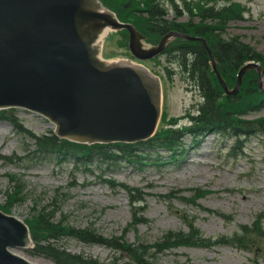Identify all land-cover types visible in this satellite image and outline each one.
<instances>
[{
    "label": "rangeland",
    "instance_id": "rangeland-1",
    "mask_svg": "<svg viewBox=\"0 0 264 264\" xmlns=\"http://www.w3.org/2000/svg\"><path fill=\"white\" fill-rule=\"evenodd\" d=\"M121 5L125 0H107ZM249 7L244 19L230 23L227 36L239 34L242 38L264 53V0H239ZM182 17L181 20H184ZM106 42V52L114 56H130L125 49L115 44L123 39L118 35ZM167 55L150 65L164 71ZM164 110L168 118L184 115L195 110L194 105L200 95L195 89H187L181 75H166ZM23 124L36 132L52 129L47 119L25 109H17ZM264 115V111L260 115ZM246 137L242 141L246 147L242 153L230 155L234 137L210 134L199 137L197 141L185 139V157L172 161V157L161 153V160L153 161L143 168L127 163L94 164L93 171H76L75 159L44 157L42 161L22 159L14 164L0 160V205H9L12 213L30 219L37 212L35 200L55 205L54 218L61 220L65 227L94 226L108 238L125 235L126 241L134 244L155 242L169 230L188 229L180 217L187 213L197 217V226L208 236L232 235L243 232L242 224H251L264 212V149L258 139ZM30 143L27 136L16 132L9 122H0V156H27L25 147ZM187 157V158H186ZM123 182L137 187L147 194L141 213L145 222L132 228L130 196L119 187L107 183ZM13 178L22 179V183ZM22 189L25 198L14 203L10 195ZM201 189L206 192L198 205L182 202L181 196H193L192 192ZM176 195L172 201L169 196ZM61 208H58L57 206ZM209 208L224 216L204 211ZM177 211H179L177 213ZM264 217V215H261ZM264 226V224H263ZM126 231V233L124 232ZM253 238L252 233H246ZM72 252L83 253L98 258L107 264H136V262L112 251L110 248L86 244L76 238L60 242ZM262 246L263 249H260ZM258 253H252L233 246L215 248L179 247L153 257L157 264H264V240L257 238L253 244ZM150 256H152L150 254ZM258 256L261 259H258ZM46 264H54L39 257Z\"/></svg>",
    "mask_w": 264,
    "mask_h": 264
},
{
    "label": "water",
    "instance_id": "water-1",
    "mask_svg": "<svg viewBox=\"0 0 264 264\" xmlns=\"http://www.w3.org/2000/svg\"><path fill=\"white\" fill-rule=\"evenodd\" d=\"M97 0H0V104L28 105L58 123V132L122 137L152 128L160 86L143 71L97 58L94 41L106 24L121 27ZM132 48L142 43L134 33ZM0 217V264L10 228Z\"/></svg>",
    "mask_w": 264,
    "mask_h": 264
},
{
    "label": "trees",
    "instance_id": "trees-1",
    "mask_svg": "<svg viewBox=\"0 0 264 264\" xmlns=\"http://www.w3.org/2000/svg\"><path fill=\"white\" fill-rule=\"evenodd\" d=\"M206 10H207L206 16H210V17H218L223 13H226L227 16H231L233 13L230 10V8H224L218 10L215 7H211ZM157 12L160 13V10H157ZM159 15L160 17L157 20L158 24L156 25L157 27L156 30L159 31L160 33H165L168 29L171 28V25H169V23L163 20L162 18L164 15H166L165 11H163ZM181 30L185 31V29L182 28ZM213 30L214 28L212 26L202 25L198 27L197 33L210 36L214 54L218 59L223 72L226 75H232L247 59L255 58L261 60L264 63V56L261 55L259 52L255 51L249 45L241 42L238 38H232L231 40H223L221 38L215 39L213 38L214 36ZM182 53L185 56L184 61L186 63L193 64L192 66L193 73L196 74L200 82L204 83L201 84L206 98V102L204 106V110L206 111V113L204 114V120L207 123H210L211 125H223L225 127L235 128L236 124L234 120L231 118L233 111L223 109V107L225 106L224 103H221V105L219 104V101L224 97L221 91L218 89V87L215 84H213V79L210 76L209 69L206 67L208 63V54L204 46L199 43L193 46L190 50L187 49L183 50ZM192 59H194L193 62ZM248 90L250 89H247V91ZM226 101L228 102V98L226 99ZM260 127H261V131H264V127L263 126ZM59 144L60 143L58 139L54 135L43 136L38 138V145L40 146L41 149L44 148L48 150H58L57 146H59ZM44 224L46 225V227H48L49 231L57 232V228L50 225L48 221L45 222ZM195 232L192 235H188V236L183 235L180 232L171 233L166 236L164 245L171 244L173 242H174L173 244L178 242H187V241L188 243H192L194 237L196 235H200V233H197V231ZM196 237L198 238V241L201 242L206 241L202 239L200 236H196ZM96 238L98 240H101L100 237L98 236ZM127 250L129 252L136 253V251L133 250L131 247H128ZM54 252H58V250L55 249ZM58 256L68 264H99L94 260L92 261L89 259H84L81 256H72L71 254H67L63 251L59 252ZM139 262H140L139 264H151V263H146L145 260L143 259H140Z\"/></svg>",
    "mask_w": 264,
    "mask_h": 264
},
{
    "label": "bare ground",
    "instance_id": "bare-ground-1",
    "mask_svg": "<svg viewBox=\"0 0 264 264\" xmlns=\"http://www.w3.org/2000/svg\"><path fill=\"white\" fill-rule=\"evenodd\" d=\"M28 257H29V256H28ZM29 258H30L31 260H33L35 264H46V263L40 261V260L37 259V258H32V257H29Z\"/></svg>",
    "mask_w": 264,
    "mask_h": 264
}]
</instances>
